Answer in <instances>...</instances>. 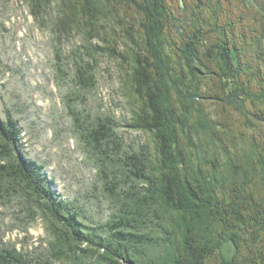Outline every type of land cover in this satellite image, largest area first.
Listing matches in <instances>:
<instances>
[{
	"label": "trees",
	"instance_id": "trees-1",
	"mask_svg": "<svg viewBox=\"0 0 264 264\" xmlns=\"http://www.w3.org/2000/svg\"><path fill=\"white\" fill-rule=\"evenodd\" d=\"M27 1L37 19L52 15L58 56L61 39L84 33L73 53L80 87L96 86V54L128 65L127 126L152 140L125 142L115 122L85 118L66 93L115 204L106 221L89 223L28 156L20 120L0 110V197L45 215L52 234L39 262L0 242V264H264V0H178L175 10L168 0H118L135 11L123 51L107 37L119 16L112 1ZM211 104L234 106L258 135L231 148Z\"/></svg>",
	"mask_w": 264,
	"mask_h": 264
},
{
	"label": "rangeland",
	"instance_id": "rangeland-1",
	"mask_svg": "<svg viewBox=\"0 0 264 264\" xmlns=\"http://www.w3.org/2000/svg\"><path fill=\"white\" fill-rule=\"evenodd\" d=\"M110 1L119 10V16L107 22L110 32L107 37L111 38L113 33L117 49L123 51L124 34L129 27L126 21L135 11L118 0ZM177 1L168 0L173 10L175 4L178 6ZM193 5L196 6L194 0ZM50 17L37 19L27 0H0V110L3 115L9 112L20 120L25 151L29 157L44 163L56 194L65 201L82 205L87 222L106 221L115 204L109 197V187L97 172L90 152L91 138L86 134L84 137V133L80 138L79 123L70 113L66 93L75 91L74 104L85 118L87 114L91 119L115 122V130L125 142L151 143L152 136L127 126L133 102L126 87L130 77L128 65L108 54H96V86L80 87L72 79L73 53L80 50L78 47L85 35L78 28L71 39H61L58 56L55 44L60 40L53 32ZM57 63L66 72L64 80L59 77ZM210 107L217 126H225L224 135L231 148L235 144L247 145L252 133L258 135L234 106L211 104ZM260 132L264 134V126ZM48 225L42 213L31 217L20 201L0 197V242L3 245H14L39 262L49 253L52 234ZM224 252L231 256L234 246L227 244Z\"/></svg>",
	"mask_w": 264,
	"mask_h": 264
}]
</instances>
